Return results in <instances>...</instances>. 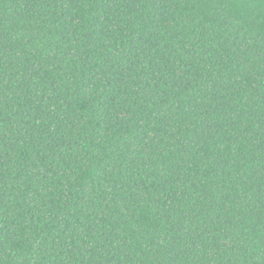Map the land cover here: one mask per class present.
Returning <instances> with one entry per match:
<instances>
[{
	"label": "trees",
	"instance_id": "obj_1",
	"mask_svg": "<svg viewBox=\"0 0 264 264\" xmlns=\"http://www.w3.org/2000/svg\"><path fill=\"white\" fill-rule=\"evenodd\" d=\"M0 264H264V0H0Z\"/></svg>",
	"mask_w": 264,
	"mask_h": 264
}]
</instances>
